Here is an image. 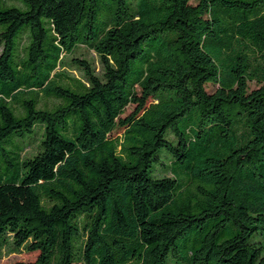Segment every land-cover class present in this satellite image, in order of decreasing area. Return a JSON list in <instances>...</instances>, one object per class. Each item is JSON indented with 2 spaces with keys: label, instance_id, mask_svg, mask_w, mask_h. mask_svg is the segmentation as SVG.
<instances>
[{
  "label": "trees",
  "instance_id": "16d2710c",
  "mask_svg": "<svg viewBox=\"0 0 264 264\" xmlns=\"http://www.w3.org/2000/svg\"><path fill=\"white\" fill-rule=\"evenodd\" d=\"M0 49V263L264 264V0H0Z\"/></svg>",
  "mask_w": 264,
  "mask_h": 264
},
{
  "label": "rangeland",
  "instance_id": "374dc122",
  "mask_svg": "<svg viewBox=\"0 0 264 264\" xmlns=\"http://www.w3.org/2000/svg\"><path fill=\"white\" fill-rule=\"evenodd\" d=\"M1 52H2V49H0V53ZM77 56L90 60L91 62L95 64L97 70L100 71L101 64H100L97 54L93 50L87 47H81L77 53ZM67 70H69L70 74L73 76H76V77L82 76L81 72L76 70L74 67H67ZM259 87L260 85L255 82L250 83V91L255 90ZM207 89L209 92H214L217 89V86L213 84H209L207 86ZM135 108H136L135 105H130L127 108L123 117L130 115L135 110ZM230 118L234 119L232 114L230 115ZM122 133H123V130H118L114 133V136H121ZM36 151H37V148L35 144L31 148L28 149V155H32L36 153ZM38 254H39L38 252L36 253L23 252V253L6 254L0 264H16L19 262H33L38 257Z\"/></svg>",
  "mask_w": 264,
  "mask_h": 264
}]
</instances>
